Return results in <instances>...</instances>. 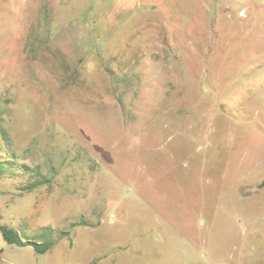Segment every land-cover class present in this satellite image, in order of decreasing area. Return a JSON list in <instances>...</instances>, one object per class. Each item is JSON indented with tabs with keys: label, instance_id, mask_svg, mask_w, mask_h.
I'll return each mask as SVG.
<instances>
[{
	"label": "rangeland",
	"instance_id": "rangeland-1",
	"mask_svg": "<svg viewBox=\"0 0 264 264\" xmlns=\"http://www.w3.org/2000/svg\"><path fill=\"white\" fill-rule=\"evenodd\" d=\"M262 183L264 0H0V264H264Z\"/></svg>",
	"mask_w": 264,
	"mask_h": 264
},
{
	"label": "trees",
	"instance_id": "trees-1",
	"mask_svg": "<svg viewBox=\"0 0 264 264\" xmlns=\"http://www.w3.org/2000/svg\"><path fill=\"white\" fill-rule=\"evenodd\" d=\"M47 229L48 227L45 230ZM0 230L3 234V237L9 244H13L17 246H29L30 245V246H33L35 251L38 253H42V254L46 253L47 251L50 250V248L54 244V242L51 240L44 241V242H38L35 240H31L29 236L22 235L16 228L9 227L1 223H0ZM60 234L67 235L68 231H62L60 232Z\"/></svg>",
	"mask_w": 264,
	"mask_h": 264
},
{
	"label": "crops",
	"instance_id": "crops-1",
	"mask_svg": "<svg viewBox=\"0 0 264 264\" xmlns=\"http://www.w3.org/2000/svg\"><path fill=\"white\" fill-rule=\"evenodd\" d=\"M18 230V229H17ZM19 231V230H18Z\"/></svg>",
	"mask_w": 264,
	"mask_h": 264
}]
</instances>
